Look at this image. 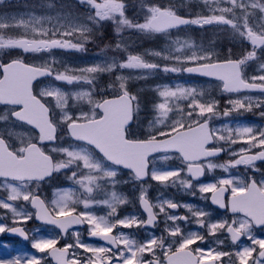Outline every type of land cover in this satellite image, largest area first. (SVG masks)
Instances as JSON below:
<instances>
[{
    "label": "snow or ice",
    "instance_id": "snow-or-ice-1",
    "mask_svg": "<svg viewBox=\"0 0 264 264\" xmlns=\"http://www.w3.org/2000/svg\"><path fill=\"white\" fill-rule=\"evenodd\" d=\"M203 2L209 12H219V15L184 18L171 7L149 5L141 0L144 22L134 23L125 16L126 5L122 0H78L80 5L87 6L88 14L66 18L68 22L60 24L55 31L44 28L41 17L15 20L0 16V49L18 48L23 53H42L55 48L84 51V42L92 36L94 27L106 20L115 22L117 34L124 28L167 35L169 30L181 26H228L233 38L251 46V50L242 52L239 58H232L235 54L229 49L226 57L221 59L212 46L176 40L173 44L178 47L170 46L167 54L152 53L180 67H161L160 64L147 62L138 54H128L119 63H98L80 69L66 67L63 72L53 67L54 61H45L38 66L19 58L7 64L0 63V69L3 70L0 76V104L12 106L5 115L0 116V122L5 125L19 123L21 126H33L38 129L39 143H55L65 136L71 141L67 146H56L50 150L63 157L55 161L53 155L46 153L37 142H32L35 136L27 140L21 138L22 146L16 148L9 143L14 133L7 127L0 128V177L3 178V185L0 186L7 193L0 196V209L11 212L14 224H24L35 217L44 224L56 226L62 234L67 233L72 225L86 222L90 237L100 238L110 245L86 243L80 238L79 232H74L72 242L57 248L60 241L56 236L29 237L23 227H7L0 223V233L8 231L18 233L26 240L31 239L32 248L44 254H17L11 258H0V264H47L45 256H50L55 264H209L207 258H211L210 264H223L222 258H227L229 264H236L237 261L239 264H249V258H252V264H264V238L252 234L254 226L264 227V172L259 180L255 176L248 179L228 176L213 183L198 185L200 193L212 194L213 204L220 208L230 207L236 217L230 221H213L211 214L203 209L171 199L152 203L143 188L138 200L147 218L136 215L119 218V206L129 203L126 196L115 190L105 193L104 199H96L93 195L109 183L116 185L118 171L115 166L121 165L132 170L137 180L150 175L153 181L165 186L169 183L175 185L179 180L180 186L192 195H195L193 189L197 187L193 181H198L206 168L209 171L220 168L228 172L231 168L243 165L259 171L255 168V162L264 161V129L247 125L211 127L210 121L219 114V101L206 97L203 90L179 84L174 87L158 85L155 91L162 102L153 105L152 110L156 115L149 121L150 131L145 139L130 138L134 134L129 133V128L139 119L141 111L139 96L129 89L131 77L115 75L113 82L108 85L116 93L115 98L94 99L99 94L97 78L101 74L126 69L144 70L145 75L140 78L145 79L156 71L217 77L223 84L224 92L258 90L264 95V0H212L226 5L218 8L211 7L209 0ZM20 28L25 33L30 31L32 38L25 36L13 39L3 35L7 30ZM61 28L65 30L60 31ZM73 38L78 39V42L72 43ZM116 46L121 47L119 43ZM249 62H258V75L245 79L244 69ZM76 72L79 74H70ZM49 77L67 85L86 86V90L65 91L55 84H48L34 93V82L39 84V78ZM51 101H54V105H50ZM84 104L90 106L89 111L80 107ZM228 104L231 107L223 110L224 117L230 116L233 111L250 112L254 108H264V99L254 102L251 97H243L229 100ZM260 115L264 117V111ZM238 143L243 146L231 152V159L227 162H211L221 152L228 151L223 145ZM252 149H257L255 154H249ZM170 154H175L176 159L186 164V174L190 178H182L185 175L184 168L162 169L153 165L149 173L150 156L168 161L173 158ZM64 170L71 172L67 179L80 187L84 199L74 198L75 189L58 190L49 207L31 185L35 183L38 187L53 173ZM225 192L231 193L229 204L223 199ZM18 201L30 204L35 211L19 210L23 205L18 206ZM80 204L84 210L77 212ZM94 206H106L109 211L106 215L98 216L90 211ZM181 207L186 208L191 215L171 212ZM161 214L166 236H152L141 243L122 231L113 235V230L121 227L133 229L155 226ZM109 217L115 218L114 222ZM190 219L206 229L209 236L226 232L233 243L241 236H247L251 245L235 252L199 246L193 248L197 242L203 243L206 236L182 230L178 222H188ZM254 252L258 253L255 257ZM145 253H150L153 259L146 260Z\"/></svg>",
    "mask_w": 264,
    "mask_h": 264
},
{
    "label": "rangeland",
    "instance_id": "rangeland-1",
    "mask_svg": "<svg viewBox=\"0 0 264 264\" xmlns=\"http://www.w3.org/2000/svg\"><path fill=\"white\" fill-rule=\"evenodd\" d=\"M168 1V0H165ZM170 1H174V3L184 6V5H188L189 3H193L194 6H196L197 10L201 9V16H207L209 15L211 12H209L208 7L205 6L203 0H170ZM149 5H151V1L148 3ZM209 5L213 8H218V7H225L226 5L223 4H217L212 2V0H209ZM45 9L42 11V13L40 12L39 8H33V7H26V8H22V9H13V10H4V9H0V16L2 17H6V18H15V20H20V19H24V20H28L30 19V17L35 16V17H41L43 18V27L47 28V29H51L53 31L56 30L57 27H59L60 24H65L68 22V20L66 18H70V17H82V15H80L77 11H75L74 9L71 8H64V7H54L53 5H47L44 7ZM204 10H206L207 15L202 13ZM5 22H15L13 20H6ZM65 29L61 28L60 31H64ZM225 30V29H224ZM231 31V29H229ZM21 32H25V30L23 28H21ZM224 32H229V31H224ZM165 36V45L162 48H148L147 51L149 53H154V52H162L163 54H167L169 47H178V45H174L173 41L176 40H180V41H184V40H188L190 43H194L196 45H203L205 47L207 46H212L214 48V51L216 52V47L211 45V44H200L196 41H194L193 38L185 35V33H177L174 35H164ZM163 42V40H162ZM185 52H188L187 49H185ZM64 54H67V51H57L55 52V54L51 53L49 54V57L53 56V58H55L56 60L59 61H63L64 63L61 65V69L65 70V68H71V69H80V68H84V67H88L87 63L91 62V60H89L88 58H85L83 56H78V55H68V56H64ZM99 62L98 63H110V62H115L114 60H110L107 58H103V57H97ZM98 63H94V64H98ZM92 64V65H94ZM90 65V66H92ZM258 67V66H257ZM252 68H254V65H250V63L248 64V68H246L247 71H250V75L253 76L255 74L251 73ZM134 73L136 74V70H134ZM209 83H214V84H210L208 86L211 87H216L218 84L215 82H209ZM208 83V84H209ZM203 89L205 87V84L202 85ZM73 91H77V90H73ZM231 100V99H229ZM31 134L29 132V130L27 128L24 127H20L19 130V138H18V142L20 143V139L24 138L25 140H27L28 137H30ZM126 181V179H124V182ZM32 189H37L38 191H40V193L44 194V196H46L47 200L49 202H51L52 199L55 198V192H57L58 190H66L67 188L65 187H58V186H54L52 183L49 184H41L38 187L35 184L31 185ZM75 189V196L74 198L77 197L76 193H77V186L75 185H71L68 187V189ZM113 191V187L111 185V183L108 184V189L106 190V192H111ZM127 197V196H126ZM131 198H133V196L127 197L128 201L130 202ZM162 200V199H160ZM159 200V201H160ZM26 202H23V209L22 210H28L27 208ZM82 205V204H80ZM78 205V206H80ZM97 214V213H96ZM132 214H137L136 211H133ZM99 216V214H98ZM11 221H13V219H11ZM30 222V220L28 221ZM171 223V222H170ZM36 225L33 226L32 224V232L34 231L35 237L38 236H57L56 232L52 233V230H49L48 228H44L41 229L40 226L36 227ZM37 229V230H36ZM124 232V231H122ZM74 233V231L70 234V239L72 238V234ZM127 234V233H126ZM145 238H147L148 240L152 238V236H149V233L146 234ZM72 242V241H71ZM32 244V243H31ZM27 244L22 242V245H20V249L21 252L19 254H24L27 253L29 255H37V256H41L44 254H41L39 252H37V250L34 249V251H28L27 250Z\"/></svg>",
    "mask_w": 264,
    "mask_h": 264
},
{
    "label": "trees",
    "instance_id": "trees-1",
    "mask_svg": "<svg viewBox=\"0 0 264 264\" xmlns=\"http://www.w3.org/2000/svg\"><path fill=\"white\" fill-rule=\"evenodd\" d=\"M134 4H137V3L135 2ZM141 14H142V12L139 9H135V12L133 13V19L135 20L136 17H140ZM219 38H221V37H219Z\"/></svg>",
    "mask_w": 264,
    "mask_h": 264
},
{
    "label": "flooded vegetation",
    "instance_id": "flooded-vegetation-1",
    "mask_svg": "<svg viewBox=\"0 0 264 264\" xmlns=\"http://www.w3.org/2000/svg\"><path fill=\"white\" fill-rule=\"evenodd\" d=\"M236 146L239 148V147H241V146H243V145L240 144V143H238V144H236ZM255 151H257V149H252V150H251V152H255Z\"/></svg>",
    "mask_w": 264,
    "mask_h": 264
},
{
    "label": "bare ground",
    "instance_id": "bare-ground-1",
    "mask_svg": "<svg viewBox=\"0 0 264 264\" xmlns=\"http://www.w3.org/2000/svg\"><path fill=\"white\" fill-rule=\"evenodd\" d=\"M16 204H18V202H16Z\"/></svg>",
    "mask_w": 264,
    "mask_h": 264
}]
</instances>
